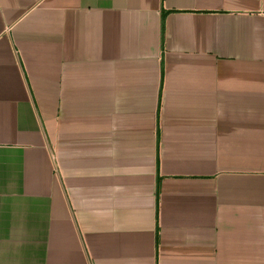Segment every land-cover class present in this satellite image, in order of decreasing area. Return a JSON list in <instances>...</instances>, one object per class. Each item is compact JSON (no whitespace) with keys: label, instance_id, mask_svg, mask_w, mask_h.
Returning <instances> with one entry per match:
<instances>
[{"label":"crops","instance_id":"0c3cea01","mask_svg":"<svg viewBox=\"0 0 264 264\" xmlns=\"http://www.w3.org/2000/svg\"><path fill=\"white\" fill-rule=\"evenodd\" d=\"M0 264H264V0H0Z\"/></svg>","mask_w":264,"mask_h":264}]
</instances>
